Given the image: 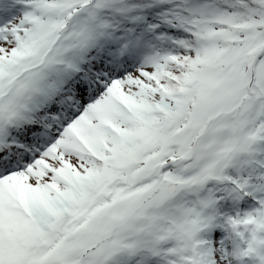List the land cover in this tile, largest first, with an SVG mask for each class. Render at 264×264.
Masks as SVG:
<instances>
[{"label": "snow or ice", "instance_id": "snow-or-ice-1", "mask_svg": "<svg viewBox=\"0 0 264 264\" xmlns=\"http://www.w3.org/2000/svg\"><path fill=\"white\" fill-rule=\"evenodd\" d=\"M0 264H264V0H0Z\"/></svg>", "mask_w": 264, "mask_h": 264}]
</instances>
